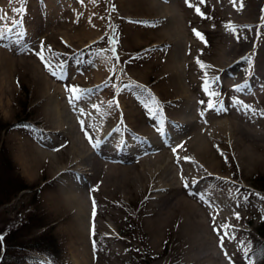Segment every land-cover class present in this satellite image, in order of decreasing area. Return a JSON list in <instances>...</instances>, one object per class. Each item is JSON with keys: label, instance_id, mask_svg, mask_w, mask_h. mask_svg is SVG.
Returning a JSON list of instances; mask_svg holds the SVG:
<instances>
[{"label": "rangeland", "instance_id": "obj_1", "mask_svg": "<svg viewBox=\"0 0 264 264\" xmlns=\"http://www.w3.org/2000/svg\"><path fill=\"white\" fill-rule=\"evenodd\" d=\"M195 1L197 4L193 7L178 5L176 15L162 21L149 17L147 0H130V2L120 0H83V2L82 0H0V18H2L0 20V235H6V238L12 240L14 244L25 240L33 241L41 237L46 241L55 242L56 251L53 258L43 253L30 252L33 259L24 264H251L255 240H262L257 234V227L264 218V61H262L264 14L261 17L255 16V18H247L239 14L224 17L223 11H231L233 7L235 10L240 9L236 7L239 2L244 8L248 7L253 0H206L203 3H199L200 0ZM261 1L258 0L257 5L262 7ZM144 2L147 3L144 4ZM207 4L209 6H206ZM196 5L201 8L203 16L195 12ZM215 7L221 9L222 12L219 10L216 14L213 13ZM99 11H102V15ZM179 13H182V17ZM217 14L220 18H217ZM177 15L179 17L176 18ZM231 22L234 25L229 32L227 25ZM163 26H168V28ZM224 26H226L225 30H223ZM154 27L157 28L159 34L155 32ZM160 28L163 30L165 28L166 32L171 28L169 30L171 34L173 29L181 28V43L176 46V41L171 40L170 33H167L165 41L161 39ZM194 28H198L203 35L205 34L206 43L193 35ZM210 29L214 30L213 33ZM244 39L252 41L251 46L249 45L245 51L225 54L224 48L230 42L235 45ZM211 46L213 50L210 49ZM171 49L174 50L175 55L176 52L180 55L175 56L180 61L174 57ZM196 49L200 51L197 52ZM38 53H42L43 60ZM198 59L203 63V68L196 63ZM171 61H174V65ZM166 63L170 64L168 67H163ZM172 67L177 68L176 72L181 77L182 83L187 84L184 93L192 94L189 100L183 99L181 95L179 97L174 87H166L168 90L165 86L158 90L153 87L159 80L171 83ZM70 89H72L71 92ZM188 91H191V94ZM153 94L162 97L157 100L156 104L150 105V102L145 100L146 103L143 106L134 102V106L127 103L128 105L120 109L118 105L120 112L115 113L113 118L118 119L120 124H128L127 126L134 132L141 130L144 121L151 122L158 119L154 123L159 125L164 132L160 142L163 141V144L169 146L165 149L167 153L171 154L170 147L177 148L181 144L176 155L172 154L178 160L181 151L193 154V149L189 148L191 146H184L187 143L188 134H191L193 130L192 123H188L191 120L197 121L198 132L206 135L212 130L216 131L215 120L218 122V119L220 121L237 120L239 116L243 117L246 113L251 117L250 120L253 123H250L251 125H254L253 120L260 121V128L251 127L262 138L259 148L253 145L238 146L236 140L229 137L231 131L227 130L228 134L225 133L222 138L214 137L213 144L210 147L207 146L211 155L201 158L211 174L217 176L218 180L213 186L216 195L214 193L212 196L202 194V205L206 208L215 207L217 210L221 201L225 199L229 205V216L232 219L229 217L226 223L217 224L212 232L214 237L212 236L205 242L175 240L173 234L166 236L167 232L163 234V239H155L147 223L156 217H146L144 213L148 210V201L142 194L134 192L128 194L127 199L121 205L119 203L108 204L100 199L93 201L92 205L99 212L106 211L104 216L93 217L99 229L96 233L88 234L85 242L70 241L65 236V229L60 224L61 218L52 202H56L55 199H59L69 191L71 183L89 199V195L86 194H89L87 189L93 185V179L90 175L79 172H72L70 176L63 175L62 178L61 175L57 176L58 163L56 164L54 160L49 161L52 158L50 154L53 152L59 154L61 151L67 155L70 144L69 140L67 141V135H63L60 130V125L55 123L53 111L57 108L63 112L64 107L71 106L69 110L71 109L72 112L69 111V113L76 117V111L83 107L77 102L80 99L89 102L87 98H98L96 101H99L98 104L102 106L108 100H114L118 96H124L125 101L127 96L131 99L134 97L145 99ZM177 102L181 113L185 114H183L184 117L186 116L184 118L181 115V124L171 128L167 124L160 123L166 116L170 117V114L173 115L175 111L178 113V108H175ZM74 104L76 107L73 108ZM166 104L168 105L165 106ZM153 110H158L157 113H163L166 116L164 115V118L156 116ZM168 110H170L169 113H167ZM209 129H211L210 132L207 131ZM166 131L174 134L180 133L179 142L175 141L171 135L166 134V136ZM70 134L68 133L69 136ZM201 143L202 141L199 145ZM36 148L43 149L47 155L39 158L32 153ZM177 161L172 164L175 169L181 167ZM19 229L21 230L17 232ZM217 229L223 230V236L227 239H223ZM209 248L212 250L208 251Z\"/></svg>", "mask_w": 264, "mask_h": 264}, {"label": "bare ground", "instance_id": "obj_2", "mask_svg": "<svg viewBox=\"0 0 264 264\" xmlns=\"http://www.w3.org/2000/svg\"><path fill=\"white\" fill-rule=\"evenodd\" d=\"M124 2H130V0H120ZM139 1V0H137ZM206 0H204L205 2ZM221 1V0H220ZM243 1V0H242ZM251 1V0H250ZM258 0H253V2L248 7L241 6L240 2L236 7H240V9L235 10V7L231 9V11L225 10L223 11L224 17H232L234 14L242 15L247 18H255V16L261 17L264 14V0H260L262 2L261 5H257ZM136 2V1H135ZM149 7L147 8L149 11V17H155L157 19H161L162 21L165 18H169L171 16L176 15V11L179 9L178 5H182L184 7H189V4H197L195 0H147ZM147 2H144L147 3ZM227 2V1H226ZM116 3V2H115ZM118 3V2H117ZM123 3V2H122ZM143 3V2H142ZM201 3V2H199ZM198 3V4H199ZM218 3V2H217ZM221 3V2H220ZM249 3V2H248ZM138 4V3H137ZM136 4V6H137ZM141 4V3H140ZM210 4V3H209ZM222 4V3H221ZM225 4V3H224ZM259 4V3H258ZM115 5V4H114ZM133 5V4H132ZM131 5V6H132ZM135 5V3H134ZM147 5V4H146ZM212 5V4H211ZM244 5V4H243ZM246 5V4H245ZM257 5V8H256ZM122 6V5H121ZM197 6V5H196ZM206 6H209L208 4ZM217 6V5H215ZM234 6V5H233ZM113 7V6H112ZM144 7V6H143ZM232 7V6H231ZM230 7V8H231ZM114 8V7H113ZM145 8V10H146ZM178 8V9H177ZM221 8V7H220ZM228 8V7H227ZM100 9V8H99ZM102 9V8H101ZM120 9V7H119ZM121 10V9H120ZM125 10V9H124ZM128 10V9H127ZM137 10V9H136ZM207 10V9H206ZM221 9L215 7L213 9V13H217ZM260 10V11H259ZM132 11V10H130ZM205 11V10H204ZM102 11H99V13ZM105 12V11H104ZM113 12V11H112ZM139 12V11H138ZM97 13V14H99ZM119 13V12H118ZM126 13V12H125ZM115 14V13H113ZM127 14V13H126ZM136 14V13H135ZM182 17V13H179ZM194 14V13H193ZM192 14V15H193ZM112 15V13H111ZM143 15V14H142ZM217 18H220V15L217 14ZM110 16V15H109ZM119 16V15H118ZM197 16V15H196ZM102 17V16H101ZM121 17V16H120ZM129 17V16H128ZM179 17L178 15L176 18ZM198 17V16H197ZM196 17V18H197ZM115 17H113L114 19ZM130 18V17H129ZM128 18V19H129ZM133 18V17H132ZM131 18V19H132ZM144 18V17H143ZM142 18V19H143ZM147 18V17H146ZM187 18V17H186ZM195 18V16H194ZM212 18V16H211ZM236 18V17H235ZM117 19V18H116ZM126 19V18H125ZM145 19V18H144ZM172 20V18H170ZM174 19V18H173ZM180 19V18H179ZM192 19V18H191ZM190 19V20H191ZM204 19V18H203ZM216 19V18H215ZM231 19V18H230ZM151 20V19H150ZM169 20V22L171 21ZM186 20V19H185ZM252 20V19H251ZM261 20V19H260ZM128 21V20H127ZM152 21V20H151ZM160 21V20H159ZM176 21V20H173ZM179 21V20H177ZM184 21V20H183ZM188 21V19H187ZM217 21V19H216ZM215 21V22H216ZM225 21V20H224ZM228 21V20H227ZM248 21V20H247ZM102 22V21H101ZM167 22V21H166ZM181 22V20H180ZM179 22V23H180ZM204 22V21H203ZM207 22V21H205ZM209 22V21H208ZM229 22V21H228ZM264 22V20H263ZM144 23V22H143ZM176 23V22H175ZM178 23V22H177ZM182 23V22H181ZM180 23V24H181ZM200 23V22H199ZM211 23V22H210ZM219 23V22H217ZM247 23V22H246ZM260 23V21H259ZM165 24V22H164ZM163 24V25H164ZM171 24V22H170ZM174 24V23H173ZM179 24V27H180ZM184 24V22H183ZM190 24V23H189ZM201 24V23H200ZM199 24V26H200ZM209 24V23H208ZM263 24V23H262ZM103 25V24H102ZM157 25V24H155ZM178 25V24H177ZM212 25V24H211ZM216 25V24H215ZM234 23H229L227 25V30L230 32ZM238 25V24H237ZM101 26V23H100ZM142 26V25H141ZM149 26V24H148ZM169 26V24H168ZM168 26H166L168 28ZM175 26V24L173 25ZM182 26V24H181ZM197 26V25H196ZM210 26V25H209ZM223 26V25H222ZM104 27V26H103ZM139 27V26H138ZM152 27V26H151ZM158 27V26H157ZM165 27V26H163ZM165 27V28H166ZM177 27V26H176ZM185 27V26H184ZM193 27V26H192ZM202 27V26H200ZM215 27V26H214ZM219 27V26H218ZM217 27V28H218ZM226 29V26H224ZM241 27V26H239ZM101 28V27H100ZM144 28V27H143ZM156 28V27H154ZM153 28V29H154ZM162 28V27H161ZM160 28V29H161ZM164 28V30H165ZM234 28V27H233ZM238 28V27H237ZM108 29V28H107ZM171 29V28H170ZM170 29L164 31L160 30L161 39L165 41L167 38V33H170ZM198 29V28H197ZM213 29V28H211ZM210 29V30H211ZM103 30V28H102ZM133 30V29H132ZM187 30V29H186ZM199 30V29H198ZM202 30V29H201ZM209 30V29H208ZM218 30V29H217ZM233 30V29H232ZM242 30V29H241ZM100 31V30H99ZM130 31V30H129ZM135 31V30H134ZM141 31V30H140ZM139 31V33H140ZM159 31V30H158ZM173 33H170L171 40L175 39L176 46H178L181 42V28H176L172 30ZM176 31V32H175ZM188 31V30H187ZM200 31V30H199ZM204 31V29L202 30ZM212 31V30H211ZM214 31V30H213ZM212 31V33H213ZM219 31V30H218ZM217 31V32H218ZM248 31V30H246ZM245 31V33H246ZM262 31V30H261ZM103 32V31H102ZM133 32V31H132ZM147 32V31H146ZM150 32V31H149ZM157 33V28L156 31ZM154 32V34H155ZM190 32V31H188ZM209 32V31H208ZM228 32V33H229ZM264 31H262L263 33ZM129 33V32H128ZM136 33V32H135ZM138 33V34H139ZM193 33V32H192ZM192 33L190 35H192ZM233 33V32H232ZM145 34V33H144ZM159 34V33H157ZM166 34V35H165ZM217 34V33H216ZM183 35V34H182ZM230 35V34H228ZM232 35V34H231ZM245 35V34H244ZM248 35V34H247ZM148 36V35H147ZM155 36V35H154ZM159 36V35H158ZM205 36V34H204ZM218 36H220L218 34ZM225 36L227 34L225 33ZM239 36V35H238ZM138 37V36H136ZM144 37V36H143ZM190 37V36H189ZM192 37V36H191ZM224 38V36H222ZM221 37V38H222ZM148 38V37H147ZM188 38V37H187ZM193 38V37H192ZM216 38V36H215ZM227 38V37H226ZM225 38V39H226ZM138 39V38H136ZM135 39V40H136ZM158 39V38H157ZM160 39V40H161ZM169 39V38H168ZM236 39V38H235ZM139 40V39H138ZM196 40V39H195ZM194 40V42H195ZM168 41V40H167ZM188 41V40H187ZM191 41V40H190ZM193 41V40H192ZM198 41V40H197ZM216 41V40H215ZM218 41V40H217ZM257 41V40H256ZM264 41V40H263ZM137 42V41H136ZM142 42V41H140ZM139 42V43H140ZM148 42V41H147ZM163 42V41H162ZM184 42V41H183ZM259 42V41H258ZM138 43V44H139ZM146 43V42H145ZM161 43V42H160ZM175 43V42H174ZM190 43V42H189ZM192 43V42H191ZM209 43V42H208ZM222 43V42H221ZM220 43V44H221ZM228 43V42H227ZM252 41L249 39H244L243 41L236 43L235 45L231 44V42L227 45L225 50V54H232V52L237 51H245L249 45L251 46ZM173 44V43H172ZM185 44V43H184ZM187 44V43H186ZM185 44V45H186ZM195 44V43H194ZM157 45V44H156ZM189 45V44H188ZM204 45V44H202ZM208 45V44H207ZM158 46V45H157ZM156 46V47H157ZM160 46V45H159ZM165 46V45H164ZM175 46V47H176ZM199 46V45H197ZM218 46V44H216ZM220 46V45H219ZM262 46V45H261ZM174 47V48H175ZM205 47V46H204ZM207 47V46H206ZM161 48V47H160ZM190 48V46H189ZM219 48V47H218ZM221 48V46H220ZM162 49V48H161ZM194 49V46H193ZM202 49V48H201ZM212 49V46L211 48ZM209 49V50H210ZM214 49V48H213ZM212 49V50H213ZM258 49V48H257ZM256 49V50H257ZM150 50V49H149ZM172 50V49H171ZM183 50V49H182ZM181 50V51H182ZM197 50V49H196ZM196 50L194 52H196ZM210 50V51H212ZM217 50V47H216ZM145 51V50H144ZM174 52V50H172ZM177 51V50H176ZM185 51V50H184ZM200 50H197L199 52ZM205 51V50H204ZM208 51V52H210ZM218 51V50H217ZM222 51V50H221ZM146 52L150 53L146 50ZM169 52V51H168ZM179 52V51H178ZM183 52V51H182ZM181 52V53H182ZM141 53V52H140ZM147 53V54H148ZM157 53V52H156ZM186 53V51H185ZM203 53V52H202ZM216 53V52H215ZM214 53V54H215ZM240 53V52H239ZM249 53V52H248ZM117 54V53H116ZM165 54V53H164ZM163 54V56H164ZM178 53L176 52V55ZM184 54V52L182 53ZM192 54V53H191ZM195 54V53H194ZM193 54V55H194ZM198 54V53H197ZM200 54V53H199ZM211 54V52H210ZM146 55V54H145ZM154 55V54H153ZM158 55V54H157ZM174 52V57L176 56ZM179 55V54H178ZM196 55V54H195ZM206 55V52H205ZM212 55V54H211ZM216 55V54H215ZM245 55V54H244ZM119 56V55H118ZM180 56V55H179ZM185 56V55H183ZM262 61H264V53H263ZM144 57V56H143ZM158 57V56H157ZM166 57V56H165ZM182 57V56H181ZM192 57V56H191ZM234 57V56H232ZM250 57V56H249ZM261 57V56H260ZM119 58V57H118ZM178 58V57H175ZM184 58V57H183ZM199 58V57H198ZM211 58V57H210ZM218 58V57H216ZM229 58V57H227ZM236 58V57H235ZM243 58V57H242ZM251 58V57H250ZM255 58V57H254ZM111 59V58H110ZM141 59V58H140ZM145 59V57H144ZM168 59V58H167ZM188 59V58H187ZM186 59V60H187ZM190 59V58H189ZM195 59V57H194ZM207 59V58H206ZM205 59V60H206ZM237 59V58H236ZM247 59V58H246ZM121 60V59H120ZM155 60V58L153 59ZM166 60V59H165ZM164 60V62H165ZM170 60V59H169ZM172 60L173 57H172ZM185 59H183L184 61ZM157 61V60H156ZM178 61L180 59L178 58ZM193 61V60H192ZM201 61V60H200ZM203 61V60H202ZM221 61V60H220ZM234 61V60H233ZM232 61V62H233ZM110 62V60H109ZM115 62V61H114ZM172 62V61H171ZM174 62V61H173ZM172 62V64H173ZM196 62V61H193ZM236 62V61H235ZM151 63V62H150ZM180 63V62H179ZM190 63V62H189ZM192 63V62H191ZM190 63V64H191ZM197 63V62H196ZM148 64V63H146ZM170 64V63H169ZM168 64V65H169ZM171 64V65H172ZM176 64V63H175ZM189 64V65H190ZM228 64H230L228 62ZM236 64V63H235ZM241 64V63H240ZM264 64V63H263ZM145 65V63H144ZM152 65V64H151ZM163 65V64H162ZM164 64L163 67L167 66ZM174 65V64H173ZM177 65H179L177 63ZM187 65V64H186ZM195 65V64H194ZM232 65V64H231ZM176 66V65H175ZM174 66V67H175ZM182 66V65H181ZM191 67L193 65H190ZM206 66V65H205ZM208 66V65H207ZM206 66V67H207ZM214 66V65H213ZM212 66V67H213ZM166 67V68H167ZM172 67L171 69V83L165 82L162 80L157 81L153 87L158 90L160 87H174L178 91V95L183 99H190L191 91L189 92L191 95L184 93L186 90V85L182 83L181 77ZM194 67V66H193ZM198 67V66H197ZM209 67V66H208ZM145 68V67H143ZM165 68V69H166ZM179 68V67H178ZM183 69V67H181ZM180 68V69H181ZM190 68V67H188ZM187 68V69H188ZM210 68V67H209ZM216 68V67H214ZM224 68V67H223ZM262 68V67H261ZM170 69V68H169ZM200 69V68H199ZM217 69V68H216ZM220 69V68H219ZM225 69V68H224ZM236 69V68H235ZM245 69V68H244ZM163 70V69H161ZM193 70V69H192ZM197 70V68H196ZM201 70V69H200ZM199 70V71H200ZM211 70V69H210ZM215 70V69H214ZM231 70V69H230ZM234 70V69H233ZM158 71V70H157ZM164 71V70H163ZM162 71V72H163ZM180 71V70H179ZM183 71V70H182ZM190 71V69H189ZM244 71V70H243ZM247 71V70H246ZM167 72V71H165ZM194 72V70H193ZM208 72V71H207ZM230 72V71H229ZM241 72V71H240ZM159 73V72H158ZM157 73V74H158ZM180 73V72H179ZM182 73V72H181ZM201 73V72H200ZM210 72H208L209 74ZM231 73V72H230ZM108 74V73H107ZM166 75V73H163ZM204 74V73H203ZM211 74V73H210ZM218 74V73H217ZM182 75V74H181ZM158 76V75H157ZM192 76V74H191ZM212 76V75H211ZM218 76V75H217ZM220 76V75H219ZM159 77V76H158ZM166 77V76H165ZM209 77V76H208ZM225 77V75H224ZM239 77V75H238ZM108 78V77H107ZM106 78V81H107ZM162 78V75H161ZM160 78V79H161ZM169 78V77H168ZM191 78V77H190ZM109 79H111L109 77ZM229 79V78H228ZM242 79V78H241ZM103 80V79H102ZM101 80V81H102ZM190 80V79H189ZM203 80V79H202ZM211 80V79H210ZM240 80V79H239ZM109 81V80H108ZM107 81V82H108ZM187 81V80H186ZM195 81V80H193ZM212 81V80H211ZM229 81V80H228ZM198 82V81H197ZM204 82V81H203ZM193 83V82H191ZM196 82H194L195 84ZM230 83V82H229ZM126 84V83H125ZM198 84V83H197ZM200 84V83H199ZM242 84V83H241ZM93 85V84H91ZM104 85V84H103ZM122 85V84H121ZM139 85V84H138ZM202 85V82H201ZM211 85V84H210ZM215 85V84H214ZM221 85V83L219 84ZM113 86V84H112ZM134 86V85H133ZM192 86V85H191ZM93 87V86H92ZM206 88L205 86H203ZM214 87V86H213ZM101 88V87H100ZM141 88V87H140ZM166 88V89H167ZM173 88V89H174ZM194 88V87H192ZM220 88V87H219ZM260 88V87H259ZM128 89V88H127ZM135 89V88H133ZM152 89V88H151ZM165 89V90H166ZM190 89V88H189ZM196 89V88H195ZM225 89V88H224ZM234 89V88H233ZM93 90V89H92ZM111 90V88H110ZM115 90V89H114ZM164 90V91H165ZM168 90V89H167ZM192 90V89H191ZM194 90V89H193ZM109 91V90H108ZM154 91V90H153ZM163 91V92H164ZM261 91V90H260ZM115 92V91H114ZM121 92V91H120ZM139 92V91H138ZM204 92L205 91H202ZM257 92V91H256ZM259 92V91H258ZM262 92V91H261ZM108 94V92H106ZM123 93V92H122ZM121 93V94H122ZM128 93V92H127ZM126 93V94H127ZM165 93V92H164ZM163 93V94H164ZM169 93V92H168ZM176 93V91H175ZM198 93V92H197ZM104 94V93H103ZM125 94V95H126ZM132 94V93H131ZM171 94V93H170ZM200 94V93H199ZM202 94V93H201ZM258 94V93H257ZM166 95V93H165ZM164 95V96H165ZM168 95V94H167ZM173 95V93H172ZM171 95V96H172ZM177 95V96H178ZM196 95V94H195ZM194 95V96H195ZM103 96V95H102ZM106 96V95H105ZM153 96V97H152ZM148 95L145 99L142 98H130L127 96L124 101L123 97H115L114 100H108L102 106L100 103L96 101L97 99H89V102L83 101L82 99L77 102L83 105L82 109H78L76 111V117L70 115L69 111L72 110L69 108H63V112L59 109H55L53 111V116L56 119L55 123L60 125V130L63 132V135H67V141L70 144L69 155L64 154L60 151L59 154L53 152L51 155L52 162H56L57 176L62 178L63 175L70 176L71 173H85L92 177L93 185L89 186L87 189L89 194V199L86 198L82 191L78 189L76 186H73L72 183L69 184V191L65 192L63 196L59 197V199L54 203V207L56 211L59 213L58 215L61 218L60 224L65 229V236L70 241L77 242H85L88 238V234L96 233L99 227L97 223L94 221L93 217L95 216H104L106 215V211L99 212L93 205V201L100 199L109 203H123L128 194L138 193L142 194L145 197V200L148 201V210H146V217H156L155 219L150 220L147 223L148 228L151 233L154 234L155 239H163L164 233L167 232L166 236L173 234V238L175 240L180 241H191V242H205L207 239L213 236V229L217 224H223L228 221L229 216V205L227 200H222L219 208L215 210V207H204L201 203V195L212 196L214 191V185L217 183V176L215 177L208 170V167L202 162V157H207V155H211L210 150L207 148L213 144L214 137L222 138L225 136L227 130L231 131V136L234 140H236L237 145L243 147L245 145H253V147L259 148L261 144V137L258 136L256 131L253 129L260 128V121H254V125H251L252 121L249 115H243V117H238L232 120H224L220 121L218 119L216 121V131L211 133L203 134L198 132L197 121H189L188 123H192V132L188 134L187 143L184 144L187 146H191L189 148L193 149V154L191 152L187 153V151H181L180 158L176 159L174 155L177 153V149L179 150L180 145L177 148L170 147L171 154L167 153L165 149L169 147L167 144H163L160 142L161 137L164 135L163 131L159 128V125L154 123V121H158V119H154L151 122H143L141 130L138 132H134L125 124L118 123V119L114 120L113 116L115 113H119L118 105L120 109H123L124 106L129 103L134 106V102L139 105H144L146 103L145 100H148L151 104H156L157 100H160L162 97L159 95ZM155 96V97H154ZM174 96V95H173ZM203 96V95H201ZM252 96V95H251ZM256 96V95H255ZM113 97V96H112ZM176 97V96H175ZM193 97V96H192ZM100 98V97H99ZM106 98V97H105ZM197 98V97H196ZM201 98V97H200ZM198 98L199 100H201ZM252 98V97H251ZM179 101V98H177ZM193 99V98H192ZM213 100V99H212ZM216 100V99H214ZM218 100V99H217ZM257 100V98H256ZM198 100H196L197 102ZM69 102V101H68ZM102 102V101H101ZM214 102V101H213ZM216 102V101H215ZM221 102V101H220ZM63 103V102H61ZM182 103V102H181ZM65 104V103H64ZM98 104V105H96ZM184 104V103H183ZM186 104V103H185ZM194 104V103H193ZM200 104V103H199ZM60 105V104H59ZM58 105V106H59ZM77 105V104H76ZM128 105V104H127ZM149 105V104H148ZM166 104L165 106H167ZM64 106V105H62ZM67 106V105H66ZM131 106V105H130ZM131 106V107H133ZM155 106V105H154ZM201 106V104H200ZM239 106V105H238ZM76 107L75 104L73 108ZM78 107V106H77ZM85 107V108H84ZM182 107V106H181ZM188 107V105H187ZM192 107V105H191ZM195 107V106H194ZM79 108V107H78ZM87 108V109H86ZM140 108V107H139ZM157 108V107H156ZM169 108V107H168ZM175 108H178V113L170 114L173 117L166 116L163 113H157L158 110H153L156 112V116H166L165 119H161L164 125H169L174 127L178 124H181V113L179 109V105ZM186 108V106H185ZM189 108V107H188ZM206 108V107H205ZM234 108V107H233ZM248 108V107H247ZM54 109V108H53ZM126 109V108H125ZM187 109V108H186ZM240 109V108H239ZM238 109V110H239ZM251 109V108H250ZM75 110V109H74ZM128 110V109H127ZM136 110V108H135ZM138 110V109H137ZM171 110V109H170ZM167 113H169V111ZM190 110V109H189ZM206 110V109H204ZM237 110V109H236ZM242 110V109H240ZM239 110V111H240ZM50 111V110H49ZM122 111V110H121ZM125 111V110H124ZM139 111V110H138ZM174 111V110H173ZM195 111V110H194ZM235 111V110H234ZM238 111V112H239ZM132 112V111H131ZM130 112V114H132ZM149 112V111H148ZM151 112V111H150ZM149 112V113H150ZM172 112V111H171ZM201 112V111H200ZM199 112V113H200ZM248 112V111H247ZM125 113V112H124ZM191 113V112H190ZM127 114V113H126ZM189 114V113H188ZM193 116V113H191ZM235 114H237L235 112ZM239 114V113H238ZM138 115V114H137ZM169 115V114H168ZM180 115V116H179ZM185 115V114H184ZM200 115V114H198ZM208 115V114H207ZM215 115V114H213ZM219 115V114H218ZM222 115V114H221ZM224 115V114H223ZM226 115V114H225ZM132 116V115H130ZM196 116V115H195ZM201 116V115H200ZM199 116V118H201ZM234 116V115H233ZM238 116V115H237ZM115 117V116H114ZM184 117V116H183ZM182 117V118H183ZM186 117V116H185ZM184 117V118H185ZM188 117V115H187ZM213 117V116H212ZM118 118V117H117ZM183 118V120H184ZM193 118V117H192ZM190 118V119H192ZM197 117H195L196 119ZM204 119V117H202ZM217 118V117H216ZM241 118V119H240ZM253 118V117H252ZM116 119V118H115ZM120 119V118H119ZM133 117L131 118V120ZM198 119V118H197ZM202 119V121H203ZM212 119V118H211ZM210 119V120H211ZM127 120V119H126ZM160 120V119H159ZM186 120V119H185ZM205 120V119H204ZM122 121V120H121ZM220 121V122H219ZM125 122V121H124ZM153 122V123H152ZM199 122V121H198ZM262 122V121H261ZM200 123V122H199ZM203 123V122H202ZM201 123V124H202ZM209 123V122H208ZM211 123V122H210ZM256 123V124H255ZM260 123V124H259ZM186 124V123H185ZM207 124V123H206ZM214 124V123H213ZM253 124V123H252ZM264 125V124H263ZM187 126V125H186ZM202 126V125H201ZM206 126V125H205ZM208 126V125H207ZM57 127V126H56ZM183 127V126H182ZM253 127V129L251 128ZM162 128V127H161ZM187 128V127H185ZM213 128V127H211ZM214 128V129H215ZM190 129V128H189ZM199 129H203L200 128ZM208 129V127H207ZM221 129V130H220ZM211 131V129L207 130ZM54 132V131H53ZM185 132V131H184ZM190 132V131H189ZM56 133V132H55ZM68 133H71L70 136ZM182 133V132H181ZM205 133V132H204ZM57 134V133H56ZM171 135L179 142L180 133L174 134L169 131L165 132V135ZM223 134V135H222ZM166 135V136H167ZM204 137H202V136ZM222 135V136H219ZM182 136V135H181ZM227 136V135H226ZM91 137L92 139H90ZM184 137V136H183ZM182 137V138H183ZM206 137V138H205ZM62 138V136H61ZM172 138V137H171ZM49 139V138H48ZM58 139V138H57ZM165 139V138H164ZM163 139V140H164ZM206 139V140H202ZM226 139V137H225ZM162 140V139H161ZM181 140V139H180ZM219 140V139H218ZM66 141V140H65ZM185 141V140H184ZM202 143L199 145V143ZM223 141V140H222ZM54 142V141H53ZM57 142V140H56ZM67 142V144H68ZM99 142V147H93V144ZM177 142V143H178ZM51 143V141H50ZM175 143V144H177ZM233 143V142H232ZM231 143V144H232ZM49 145V144H48ZM217 145V144H216ZM27 146V144L25 145ZM187 146L185 148H187ZM43 147V146H42ZM61 147V146H60ZM182 147V146H181ZM26 148V147H25ZM48 148V146H47ZM219 148V147H217ZM233 148V147H232ZM58 149V148H57ZM65 149V148H64ZM66 150V149H65ZM187 150V149H185ZM212 150V149H211ZM220 150V149H219ZM218 150V151H219ZM58 151V150H57ZM169 151V150H168ZM221 151V150H220ZM36 156L41 158L42 156H46V152L43 149L36 148L33 151ZM215 153V152H214ZM219 154L221 152H218ZM176 155V154H175ZM179 155V153H178ZM223 155V154H222ZM261 156V154H260ZM261 159V158H260ZM44 160V159H43ZM178 160V161H177ZM180 163L181 167L179 169L173 168L172 164ZM259 162V161H258ZM30 169V167H29ZM38 169V167H37ZM76 176V175H75ZM90 178V177H89ZM73 186V187H72ZM207 186V187H206ZM178 187V188H177ZM213 187V188H212ZM85 189V188H84ZM66 191V190H65ZM63 193V192H62ZM86 193V192H85ZM58 194V193H57ZM61 194V193H60ZM95 194V195H93ZM56 195V193H55ZM214 195H216L214 193ZM53 196V195H52ZM57 196V195H56ZM131 196V195H130ZM140 196V195H139ZM50 197V196H49ZM131 199V197H130ZM54 200V201H55ZM50 201V200H49ZM100 202V201H99ZM49 204V203H48ZM114 205V204H113ZM116 205V204H115ZM208 205V204H207ZM217 205V202H216ZM210 206V205H209ZM51 206H49L50 208ZM105 207V206H104ZM54 209V208H53ZM216 211L218 213H216ZM215 212V213H214ZM56 215V214H55ZM109 216V213H108ZM117 216V214H115ZM115 218V217H114ZM231 218V217H230ZM232 219V218H231ZM234 222V221H233ZM230 223V222H229ZM228 223V224H229ZM235 225V224H234ZM225 226V225H224ZM230 226V225H229ZM164 234V235H163ZM214 237V236H213ZM211 242V241H210ZM204 244V243H202ZM206 244V243H205ZM209 244V243H208ZM210 245V244H209ZM208 247V246H207ZM212 249L209 248L208 251ZM216 251V250H215ZM209 253V252H208ZM213 256V254H212ZM215 256V255H214ZM211 257V255H210ZM216 258H218L216 256ZM212 260V259H211ZM214 260V259H213ZM217 260V259H216ZM210 261V260H209ZM211 262V261H210ZM214 262V261H213ZM213 264V263H212Z\"/></svg>", "mask_w": 264, "mask_h": 264}, {"label": "trees", "instance_id": "obj_3", "mask_svg": "<svg viewBox=\"0 0 264 264\" xmlns=\"http://www.w3.org/2000/svg\"><path fill=\"white\" fill-rule=\"evenodd\" d=\"M20 230H17V232ZM257 234L262 240H255L251 264H264V218L258 224ZM54 247L55 242L46 241L41 237L33 241L25 240L14 244L12 240L7 239L6 235H4L2 242H0V264H24L30 262L33 259L29 254L30 252L43 253L53 258L56 253Z\"/></svg>", "mask_w": 264, "mask_h": 264}, {"label": "snow or ice", "instance_id": "obj_4", "mask_svg": "<svg viewBox=\"0 0 264 264\" xmlns=\"http://www.w3.org/2000/svg\"><path fill=\"white\" fill-rule=\"evenodd\" d=\"M82 2H83V0H82ZM200 2L203 3L204 0H200ZM189 7H193V5H192V4H189ZM195 12H196L197 14L201 15V16L204 15V13L202 12L201 8L198 7V6L195 7ZM0 20H2V18H0ZM193 35H194L197 39H199L201 42L206 43V38H205V36H204V35L202 34V32H200L199 30H197V29L194 28V29H193ZM38 55L40 56V58H41L42 60L44 59V56L42 55V53H38ZM116 59H117V60L119 59L118 56L116 57ZM197 64H198L201 68H203V66H202L203 63H202L199 59L197 60ZM52 74L55 76V72H53ZM69 91L71 92L72 89H70ZM73 99H76V97H73ZM89 138L92 139L91 137H89ZM93 147H99V142L94 143V144H93ZM238 218H239V217H238ZM217 231L220 232V234H221V236H222L223 239H227L226 236H223V230H221V229H217ZM2 240H3V236L0 235V242H2Z\"/></svg>", "mask_w": 264, "mask_h": 264}]
</instances>
